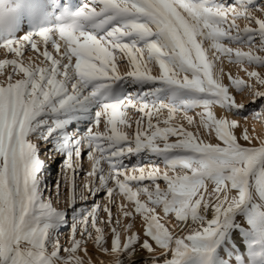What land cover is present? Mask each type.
<instances>
[{
    "label": "snow or ice",
    "instance_id": "1",
    "mask_svg": "<svg viewBox=\"0 0 264 264\" xmlns=\"http://www.w3.org/2000/svg\"><path fill=\"white\" fill-rule=\"evenodd\" d=\"M44 11L34 0L31 14ZM57 19L4 35L15 20L0 4V264H212L230 214L247 198L249 174L264 161V136L235 118L264 125V2L84 0ZM222 59L246 64L247 79L228 73L223 83ZM118 81L129 84L125 96L100 104L92 126L63 150L44 153L63 157L66 207H53L61 182L49 186L40 173L47 136L32 134L37 116L81 93L105 97ZM177 113L198 131L176 125ZM141 152L149 162L125 163ZM77 203L84 211L72 216Z\"/></svg>",
    "mask_w": 264,
    "mask_h": 264
},
{
    "label": "rangeland",
    "instance_id": "2",
    "mask_svg": "<svg viewBox=\"0 0 264 264\" xmlns=\"http://www.w3.org/2000/svg\"><path fill=\"white\" fill-rule=\"evenodd\" d=\"M24 1L25 0H21V6L20 2L12 1L11 3L7 4L6 0H0V4L3 5L6 11L10 12L15 20L14 31L11 33H4V35H22L34 30H38L41 27L56 25L60 22L57 19L58 15H63L67 12H75L76 10L80 9L84 3V0H43L44 6L49 5V9L40 15L34 16L29 13V10H27V8H32L34 1ZM230 2L231 0H229V3ZM260 2H264V0H260ZM20 8H23L25 11H22L23 9ZM22 13L24 14L22 15ZM237 23L243 27L245 22L241 20L237 21ZM49 50L54 51L51 49L50 45ZM242 50L248 51V48L242 46ZM0 58H3V56L0 55ZM244 67L248 66L246 64L243 66L231 64L227 59H222V62L217 63V68H222L225 73L223 78V83L225 84L229 83L227 78L228 73H231L233 76H239L240 78L246 80V72L242 70ZM249 70L252 69L249 68ZM118 71L120 74L124 73L125 68L123 65L118 66ZM152 74H157V69H154ZM128 91H130V88L127 81H118L116 84L112 85L111 89L108 90L107 96L105 97L97 96L84 99V96L87 95V93H81L77 95L74 101H71L65 107H58L57 101L53 105L49 106L47 110L43 111L39 116H37L36 121L34 122V132L32 134L47 136V140L41 145L42 149L40 147L39 150L41 159L46 160L44 166L40 169V173L44 176V180L49 186L55 185L57 181L61 182V195L59 200L56 197L55 187H52L51 190V201L53 207L62 209L66 207V185L63 183L64 177L60 174L61 161L63 157L56 156L54 159L47 161V158L43 156L44 153L48 149L60 148L63 150L65 144L70 145L71 142L77 138V136L84 135L86 131L92 126L99 105L105 101L122 98L128 93ZM236 98L237 100H241L243 97L237 95ZM196 111L200 110L197 109ZM214 111L216 114H219L220 110L218 106L214 109ZM250 111H252V108L249 106L247 109H242L240 114L246 116ZM189 115H194V113L189 112ZM166 118L167 111L164 110L160 116V119L163 121V119ZM235 118L239 120V123L242 127L246 126L249 129V135L264 136V125H261V123L253 121L251 117H249L247 123H245L244 119L241 117ZM194 120L198 122V118L195 116ZM174 123L176 125H182L188 131H198L195 127V124L193 126H189L187 124V121L183 118L182 113L175 114ZM257 124H260L262 129L256 127ZM160 126L163 127L164 125L161 123ZM69 127H71V129H68ZM134 127L135 126L133 123L132 129L124 128V131L131 133L134 131ZM241 131L242 128H238L236 130V134L240 135ZM200 138L204 139L205 142H208L206 133L201 132ZM174 141V137L169 138V142ZM240 142L242 144L244 143L243 140ZM150 159V156L144 152H141L138 155L132 156V158L129 161H125V163L134 164L138 162L143 164L149 162ZM84 167L85 169L89 167L86 159L84 161ZM164 170L165 169L161 164V172ZM171 174L172 173L169 172V175ZM82 180L83 174L78 173L77 183H81ZM159 183L162 187H166L163 181H160ZM246 188L248 192L247 198L243 204L237 207L230 214L229 220L223 232V239L219 242L212 255V264H264V223H261L264 221V161L260 162L253 172L249 174ZM45 195L47 196L48 193L46 192ZM102 195L103 193H100L97 196L96 200H98V202L100 196ZM117 200L119 202H123L119 196L117 197ZM93 202L95 201L90 200L87 203L91 204ZM73 208L74 210H70L69 213L72 216L84 211V207L79 203L75 204ZM112 211L115 216L117 209L113 207ZM208 216L209 218L211 217V211H209ZM140 224L141 221L137 217L134 227L135 231H140ZM68 228V224H62L58 228V232L61 233L59 239L62 245L67 244ZM89 247L91 248L92 245L90 244ZM93 258L99 262L100 259L106 261L108 257L94 256ZM132 260L134 262L136 257H133ZM141 264H144L143 258H141Z\"/></svg>",
    "mask_w": 264,
    "mask_h": 264
},
{
    "label": "bare ground",
    "instance_id": "3",
    "mask_svg": "<svg viewBox=\"0 0 264 264\" xmlns=\"http://www.w3.org/2000/svg\"><path fill=\"white\" fill-rule=\"evenodd\" d=\"M7 1V4L8 3H11L12 1H16V2H20L21 3V0H6ZM25 1H34V0H25ZM24 1V2H25ZM26 4V3H25ZM24 4V5H25ZM47 5V4H46ZM21 6H22V3H21ZM17 7V6H16ZM43 7H44V9H45V11L44 12H46L48 9H49V5H47V6H44V4H43ZM10 9V8H9ZM20 9H23V8H20ZM18 10V9H17ZM27 10H29L30 11V8H27ZM16 11V10H15ZM21 11V10H20ZM22 11H25L24 9L22 10ZM19 12V11H18ZM18 12H17V14H18ZM27 12V11H26ZM43 12V13H44ZM30 14H31V12H29ZM24 13H22V15H23ZM256 127H258V128H260V129H262L261 128V125L260 124H257V126ZM68 129H71V127H69ZM67 131V130H66ZM73 133V132H72ZM72 133H70V134H72ZM68 135V134H67ZM50 146V145H49ZM41 149H42V147H41ZM50 179V178H49ZM55 180V179H54ZM52 184V183H51ZM54 193H55V189H54ZM59 209H62V208H59ZM107 258V257H106ZM108 259V258H107Z\"/></svg>",
    "mask_w": 264,
    "mask_h": 264
}]
</instances>
